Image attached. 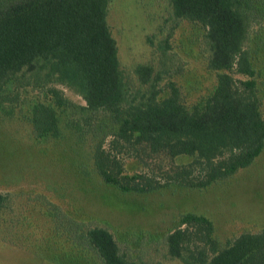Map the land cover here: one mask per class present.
<instances>
[{"label": "trees", "instance_id": "1", "mask_svg": "<svg viewBox=\"0 0 264 264\" xmlns=\"http://www.w3.org/2000/svg\"><path fill=\"white\" fill-rule=\"evenodd\" d=\"M111 2L0 0V119H25L37 140L70 133L90 148L103 181L123 193L202 190L250 167L264 150L249 48L264 0H170L175 27L196 29L206 69L216 75L213 89L193 103L170 66V48L158 67L125 73L108 23ZM10 200L0 191V215ZM61 223L101 264H146L104 226ZM157 241L160 255L181 264H264V229L223 244L213 221L196 213L182 214Z\"/></svg>", "mask_w": 264, "mask_h": 264}, {"label": "rangeland", "instance_id": "2", "mask_svg": "<svg viewBox=\"0 0 264 264\" xmlns=\"http://www.w3.org/2000/svg\"><path fill=\"white\" fill-rule=\"evenodd\" d=\"M259 19L250 31L249 48L264 115V7ZM108 23L126 74L139 64L158 67L162 52L170 48V66L190 102L215 86L196 29L186 22L175 27L170 0H112ZM0 191L11 198L0 215V264H101L75 243L61 223L65 218L108 228L146 264H181L154 247L182 214L210 218L223 244L242 232L264 229V150L250 167L206 189L173 186L151 194L123 193L97 174L87 145L66 131L58 140H37L30 124L17 116L0 119Z\"/></svg>", "mask_w": 264, "mask_h": 264}]
</instances>
